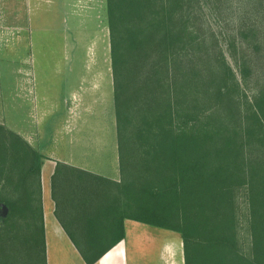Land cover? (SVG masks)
I'll return each instance as SVG.
<instances>
[{
    "label": "trees",
    "instance_id": "trees-1",
    "mask_svg": "<svg viewBox=\"0 0 264 264\" xmlns=\"http://www.w3.org/2000/svg\"><path fill=\"white\" fill-rule=\"evenodd\" d=\"M229 1L106 0L122 180L63 163L51 177L56 208L79 209L88 242L74 244L84 246L86 264L124 240L125 221L178 234L184 264H264V77L257 75L252 101L242 102L255 69L244 55L238 79L214 35L197 27L202 4ZM256 20L239 27L240 44L256 37ZM44 160L0 125V206L10 211L0 219L8 228L5 241L0 233V264H46ZM66 182L81 199L68 197ZM244 187L247 252L238 230ZM13 217L29 233L19 242L9 235L19 230Z\"/></svg>",
    "mask_w": 264,
    "mask_h": 264
},
{
    "label": "rangeland",
    "instance_id": "rangeland-1",
    "mask_svg": "<svg viewBox=\"0 0 264 264\" xmlns=\"http://www.w3.org/2000/svg\"><path fill=\"white\" fill-rule=\"evenodd\" d=\"M28 4H0V18L7 21L0 24V125L18 134L46 158L40 173L41 203L42 194L51 197V179L46 170L57 163L67 162L111 182H120L106 0H28ZM20 16L23 29L18 30L13 18ZM254 16L257 35L247 36L246 42L240 44L237 30L249 26ZM196 18L197 27L214 35L238 79L242 58L247 56L256 74L248 80L247 88L242 86L241 98L242 102L252 101L257 75L264 77V0L202 4ZM254 45L259 48L258 54L252 50ZM65 184L68 197L82 198L69 182ZM246 196L244 187L238 200V230L245 252L250 244ZM7 211L1 220L9 217L8 208ZM10 223L19 229H9V235H17L18 242L29 234L22 227L26 224L21 217L11 218ZM132 227L140 231L142 242L129 245L135 253V264H184L178 234L139 223ZM6 229L0 232L4 241ZM173 239L178 243H164Z\"/></svg>",
    "mask_w": 264,
    "mask_h": 264
},
{
    "label": "crops",
    "instance_id": "crops-1",
    "mask_svg": "<svg viewBox=\"0 0 264 264\" xmlns=\"http://www.w3.org/2000/svg\"><path fill=\"white\" fill-rule=\"evenodd\" d=\"M7 2L16 7L29 6L28 0H0V4L4 6ZM4 19L5 17L0 18V24L7 22ZM13 20H15V29H23V16L14 17ZM63 164L73 167L72 164L67 162ZM55 166L46 170L48 179H51ZM44 194H42V215L46 264H86L80 253L81 250H84V246L81 244L79 247L74 244L88 242V238L83 235V222L79 219V209L70 203H64L61 207L56 208L50 194ZM46 201L48 202L47 206ZM132 224L135 223L125 221L124 240L106 252L95 264L136 263L134 250L129 245L142 242L138 234L140 231L132 227ZM164 243H178V240L173 239Z\"/></svg>",
    "mask_w": 264,
    "mask_h": 264
},
{
    "label": "water",
    "instance_id": "water-1",
    "mask_svg": "<svg viewBox=\"0 0 264 264\" xmlns=\"http://www.w3.org/2000/svg\"><path fill=\"white\" fill-rule=\"evenodd\" d=\"M7 207L4 205L0 206V217L5 218L7 216Z\"/></svg>",
    "mask_w": 264,
    "mask_h": 264
}]
</instances>
